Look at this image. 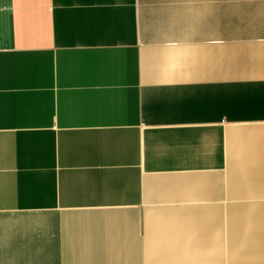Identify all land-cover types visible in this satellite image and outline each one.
I'll return each instance as SVG.
<instances>
[{
  "label": "crops",
  "instance_id": "crops-1",
  "mask_svg": "<svg viewBox=\"0 0 264 264\" xmlns=\"http://www.w3.org/2000/svg\"><path fill=\"white\" fill-rule=\"evenodd\" d=\"M263 166L264 0H0V264H264Z\"/></svg>",
  "mask_w": 264,
  "mask_h": 264
},
{
  "label": "bare ground",
  "instance_id": "bare-ground-1",
  "mask_svg": "<svg viewBox=\"0 0 264 264\" xmlns=\"http://www.w3.org/2000/svg\"><path fill=\"white\" fill-rule=\"evenodd\" d=\"M262 157V156H261ZM263 168H264V166H263ZM258 170V169H257ZM260 170V169H259ZM262 170H264V169H262ZM257 172V171H256ZM259 173V172H258ZM252 174H254V173H252ZM259 174H261V173H259ZM264 174V173H263ZM251 179V178H250ZM250 179H249V181H250ZM252 182V181H251ZM255 182V181H254ZM258 182V181H257ZM262 182V181H261ZM264 204V203H263ZM256 206H258V205H255V207ZM260 206V205H259ZM249 207H250V209H253L252 208V206H247L246 208L247 209H249ZM255 207H254V209H255ZM245 208V209H246ZM260 209V208H259ZM262 210H264L263 209V207L261 208ZM202 210V209H201ZM236 210H238V209H236ZM168 211V210H167ZM166 211V212H167ZM176 211V210H175ZM194 211V210H193ZM203 211V210H202ZM201 211V212H202ZM252 210H249V212L250 213H253V212H251ZM255 211H256V209H255ZM259 211V210H258ZM191 212V211H190ZM196 212V211H195ZM200 211H199V213H200V215L197 213V215H199V216H203L204 217V214H205V212L203 213V215H202V213H201ZM264 212V211H263ZM171 213V212H170ZM177 213V212H176ZM193 213V212H192ZM249 213V214H250ZM257 213V212H256ZM259 213H262V212H258L257 213V216H258V214ZM154 214H156V215H158L159 213H154ZM153 213H152V215H151V217H153V218H156V220H154L153 218H152V220L154 221V224H155V226L154 227H152V228H154V229H156V230H154V232H155V234H156V239H157V241H158V243L156 242V243H154L155 245H157L156 247V256H158L157 257V259H158V264H181L182 263V259H186L187 260V264H215V258H214V255H215V253L217 252L216 250H220L219 248L218 249H216L215 250V248H213V246L214 247H217V246H215V245H213V238H211L216 232V229H215V231H214V229L213 228H215V227H218L217 225H215V224H212V222H210V221H212V219H210L211 217H206L208 220H204V218H203V222H202V224H201V221L202 220H199L200 218H197L198 216H194L195 218H197V219H195V218H192L191 219V217L193 216V214L191 215V214H187V216H186V214H180V212H179V214H176V215H162V214H160V215H158V216H156V217H154L155 215H154ZM169 214V213H168ZM249 214H247V217H249ZM191 215V216H190ZM194 215H196V214H194ZM233 215H235V214H232V218L233 217H235L236 218V216H233ZM245 215V214H244ZM251 215V214H250ZM263 216H264V214H262ZM262 215H259V217H261ZM160 216V217H159ZM210 216V215H209ZM212 216V215H211ZM253 216V214L251 215V217ZM262 216V217H263ZM215 217V219H218V217H216V216H214ZM253 217H255V216H253ZM252 217V218H253ZM163 218H164V220L165 219H167V221H168V223L169 222H171V224L170 225H168V223H167V225H168V228L171 230L172 229V232H173V234L171 235V237L173 236V235H175V239H174V241H165L164 239L166 238V239H168L169 238V235H168V238H167V234H168V232L170 231V230H168V229H165V228H167V226L165 225L164 227L161 225V222L163 223ZM219 218H220V216H219ZM232 218L230 219V220H232ZM239 218V217H238ZM252 218H248V219H246V221L247 220H249V219H252ZM257 218V217H256ZM255 218V219H256ZM223 218H221L220 219V221L222 220ZM241 218H239L238 220H240ZM255 219H253V221H254V223H255V221L256 220H258V218L255 220ZM263 221H264V219L263 218H261ZM193 220H199V221H193ZM210 220V221H209ZM233 220H236V221H234L235 223L237 222V219H233ZM166 221V222H167ZM263 221H261V222H263ZM145 222V221H144ZM156 222V223H155ZM165 222V223H166ZM198 222V223H197ZM200 222V223H199ZM215 222H216V220H215ZM233 222V221H232ZM233 222V223H234ZM152 223V225H153V222H151ZM160 223V224H159ZM217 223V222H216ZM232 223V224H233ZM235 223H234V225H235ZM249 224V226H250V221L249 222H246V224ZM251 223L253 224V222H252V220H251ZM258 223H259V220H258ZM149 224H150V222H149ZM219 224H221L222 225V223H219ZM218 224V225H219ZM239 224H241V223H239ZM243 224H245L244 222H243ZM242 224V225H243ZM257 224V223H256ZM255 224V225H256ZM262 225H261V227L262 226H264V224L263 223H261ZM152 225H150V226H152ZM212 225L214 226V227H212ZM236 225H237V223H236ZM242 225H241V227H242ZM200 226V227H199ZM247 226V230L249 229V228H251V230L250 231H252L254 228H253V225H251L252 227H249L248 228V225H246ZM156 227V228H155ZM219 227L220 228H222V226H220L219 225ZM240 227V230H242V228ZM257 227V225L255 226V228ZM152 228H150V229H152ZM246 228V227H245ZM258 228V227H257ZM263 228V227H262ZM212 229H213V232L214 233H212ZM218 229V228H217ZM264 229V228H263ZM197 230H199V231H197ZM247 230H246V232H247ZM262 229H259L258 231H261ZM201 232L202 234H204L203 236H205V237H203V238H208L207 239V241L205 242L204 240H206V239H204L203 240V238L199 235V234H197V235H199L201 238L199 239V240H203V242H205L204 244H203V242L201 243V244H199L198 242L199 241H197L198 240V236L197 237H193L192 235H195V233H197V232ZM256 231V229H254V232ZM257 231V232H258ZM172 232H170V233H172ZM248 232H249V230H248ZM253 232V231H252ZM263 232H264V230H263ZM200 233V234H201ZM165 234V235H164ZM186 234H192L191 236H192V239H190L189 237V242H188V244H189V249L186 251V250H184V251H178V249L180 250V249H184V248H180V246H181V244L182 243H184L185 242V246H183V247H186V245H187V242H186V238L185 239H183L184 237L183 236H186ZM213 234V235H212ZM217 234V233H216ZM234 235H236L235 233H233ZM248 234H251L250 232L249 233H247V235ZM256 234V233H255ZM149 235H151V234H149ZM237 235L239 236L238 238H237ZM236 236H234L235 238H237V240H239L240 239V237L242 236L241 234H237ZM241 235V236H240ZM247 235H245V236H247ZM258 235V234H257ZM163 236H166V237H163ZM215 236V235H214ZM213 236V237H214ZM250 236V235H249ZM247 237V238H249V240L250 239H252V238H250V237ZM251 236H253V235H251ZM260 236H261V238H260ZM171 237H170V239H171ZM183 237V238H182ZM216 237V236H215ZM214 237V238H215ZM254 238H255V236H253ZM257 237V236H256ZM164 238V239H163ZM174 237H172V239H173ZM195 238V239H194ZM197 238V239H196ZM217 238V237H216ZM260 238V239H259ZM155 239V240H156ZM256 239V238H255ZM255 239H253L254 241H252V240H250V241H252V245H251V242H248L250 245H248V246H251V251L253 250L254 251V249H257V250H260V252H259V254L258 255H260V253L261 252H264L263 251V248H264V237L262 236V235H259V237H257V239L259 240H256L255 241ZM169 240V239H168ZM217 240H218V238H217ZM216 240V241H217ZM220 240V239H219ZM218 240V241H219ZM246 240V239H245ZM196 241H197V243H196ZM214 241H215V239H214ZM217 241V242H218ZM235 242H236V240H234ZM244 241V240H243ZM217 242H215V243H217ZM235 242H233V243H235ZM232 243V245H234ZM237 243V242H236ZM218 244V243H217ZM223 244V243H222ZM239 245H237V246H240L241 245V243H240V240H239V243H238ZM155 245H153V246H155ZM199 245V246H198ZM201 245V246H200ZM219 245H220V242H219ZM235 246V247H234ZM233 247L235 248V249H237L238 247L236 246V245H234ZM188 247V246H187ZM221 248V247H220ZM234 248H233V251H234V253H236L235 252V250H234ZM155 249V248H154ZM262 249V250H261ZM248 250V249H247ZM249 250H250V247H249ZM214 251H216V252H214ZM236 251H238V250H236ZM252 251V252H253ZM219 252V251H218ZM239 252V251H238ZM237 252V254H240V252L238 253ZM255 252H256V250H255ZM221 253V252H220ZM257 253H258V251H257ZM251 254V253H250ZM242 255V254H241ZM240 255V256H241ZM245 255H247V254H245ZM252 255L253 254H251L250 256H248V258L249 257H252ZM257 255V254H256ZM256 255H255V253H254V256L256 257ZM257 255V257H259ZM238 255H236V257H237ZM239 256V257H240ZM261 256V255H260ZM247 260H248V258H247V256L245 257ZM241 258H239V260H240ZM242 259H243V257H242ZM241 259V260H242ZM250 260H252L251 258H249ZM241 260L240 261H237V262H239L240 264L242 263L241 262ZM254 260H256V258L255 259H253V261ZM243 261V260H242ZM252 261V262H253ZM258 261V260H257ZM256 261V262H257ZM260 261H261V258H260ZM260 261H259V264H260ZM251 262V264H253ZM156 264V263H155ZM217 264V263H216ZM243 264V263H242ZM246 264V263H245ZM249 264V263H248ZM255 264V263H254ZM257 264V263H256Z\"/></svg>",
  "mask_w": 264,
  "mask_h": 264
},
{
  "label": "rangeland",
  "instance_id": "rangeland-1",
  "mask_svg": "<svg viewBox=\"0 0 264 264\" xmlns=\"http://www.w3.org/2000/svg\"><path fill=\"white\" fill-rule=\"evenodd\" d=\"M188 214L190 213L189 211L187 212ZM181 215H182V213H180ZM183 214H186V212L185 213H183ZM261 221H263V220H259V223H258V221H255V223H254V221H253V227H255L256 225H257V227H259V226H261L262 224L261 223H263L264 224V221L263 222H261ZM257 223V224H256ZM256 224V225H255ZM243 226H246V225H243ZM238 227H241V226H238ZM259 237V236H258ZM254 238V237H253ZM255 238H257V237H255ZM254 238V239H255ZM249 248V247H248ZM189 249V248H188ZM215 256H216V254L214 255V258H215ZM182 263H184V264H187V260L186 259H182Z\"/></svg>",
  "mask_w": 264,
  "mask_h": 264
}]
</instances>
